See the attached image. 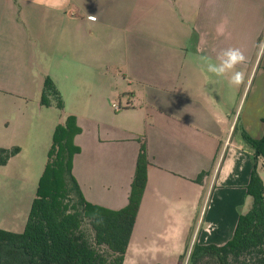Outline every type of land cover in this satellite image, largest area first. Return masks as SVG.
<instances>
[{"label": "crops", "instance_id": "0c3cea01", "mask_svg": "<svg viewBox=\"0 0 264 264\" xmlns=\"http://www.w3.org/2000/svg\"><path fill=\"white\" fill-rule=\"evenodd\" d=\"M181 1L177 35L171 0H0V92L41 108L45 77L61 97L70 78L76 102L86 104L72 160L86 201L124 207L145 144L147 180L124 264H181L193 243L224 244L251 200L253 148L228 140L240 120L234 85L203 66L229 47L255 50L264 0L246 8L242 37L237 0ZM244 114L242 136L261 138L264 91Z\"/></svg>", "mask_w": 264, "mask_h": 264}, {"label": "trees", "instance_id": "16d2710c", "mask_svg": "<svg viewBox=\"0 0 264 264\" xmlns=\"http://www.w3.org/2000/svg\"><path fill=\"white\" fill-rule=\"evenodd\" d=\"M39 104L54 105L59 119L24 231L0 228V264H124L147 180L145 144L140 145L127 204L119 209L92 204L85 200L72 173L73 157L80 150L73 139L81 128L74 115H64L63 99L49 76L45 77ZM243 135L253 148V167L246 186L252 204L240 214L227 242L195 243L187 264H201L204 258H214L217 264H264V185L256 171L257 158L264 159V133L259 139ZM18 152V146L0 147V165Z\"/></svg>", "mask_w": 264, "mask_h": 264}, {"label": "rangeland", "instance_id": "374dc122", "mask_svg": "<svg viewBox=\"0 0 264 264\" xmlns=\"http://www.w3.org/2000/svg\"><path fill=\"white\" fill-rule=\"evenodd\" d=\"M254 1L237 0L240 7L237 11L242 14L243 18L238 20L240 37L243 35V29L248 26V23L244 24L248 19L246 8ZM171 3L173 9L168 15L176 21L170 22L174 23L170 27L173 26L174 33L178 35L179 30L175 23L180 16L182 18L185 15V7L181 0H171ZM226 28L227 26H225V30ZM253 28L255 29V50L252 49L247 52L245 55L246 62L238 65L239 71L245 73V80L240 86H234V93L232 94V100H235L232 101V106L240 103L237 114V116L240 115V120L235 132L233 135L232 132L230 133L228 140L246 142L240 127L243 123L248 101L258 98L264 91V72L258 70V66L264 67V22L253 24ZM69 80L62 82L61 86L64 110L67 114L79 117L77 115L82 113L81 107H83L82 109L86 108V104L81 103L82 106H80L79 102H76L74 94L77 91H75V87L73 88V80L70 78ZM244 100L247 102L244 103ZM36 102L19 98L12 93L6 95L0 92V147H19V152L10 158L7 165H0V225L13 232H23L25 229L37 186L52 147L54 121L59 116V110L54 105L38 108ZM224 151L225 148L220 154V161ZM256 171L264 185V159L257 158ZM251 204L252 198L246 202L242 209L243 213L250 208ZM192 248L193 246H191ZM185 260L187 261L188 258ZM185 260H181V264L185 263ZM201 264L217 263L214 258H204Z\"/></svg>", "mask_w": 264, "mask_h": 264}, {"label": "clouds", "instance_id": "9594fccd", "mask_svg": "<svg viewBox=\"0 0 264 264\" xmlns=\"http://www.w3.org/2000/svg\"><path fill=\"white\" fill-rule=\"evenodd\" d=\"M41 3L54 6L52 0H41ZM63 3H66V0H56V6ZM89 18L95 20L96 17L90 16ZM218 31L222 33L223 28H218ZM216 60L218 62H207L203 66V70L217 77L229 76V83L234 86H240L244 83L245 73L237 70L238 65H242L246 62V57L241 49L236 47L223 49Z\"/></svg>", "mask_w": 264, "mask_h": 264}, {"label": "water", "instance_id": "95a60500", "mask_svg": "<svg viewBox=\"0 0 264 264\" xmlns=\"http://www.w3.org/2000/svg\"><path fill=\"white\" fill-rule=\"evenodd\" d=\"M189 253H190V252H188V254H187V258H188V255H189ZM186 262H187V261H185V263H184V264H186Z\"/></svg>", "mask_w": 264, "mask_h": 264}]
</instances>
